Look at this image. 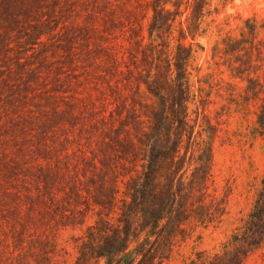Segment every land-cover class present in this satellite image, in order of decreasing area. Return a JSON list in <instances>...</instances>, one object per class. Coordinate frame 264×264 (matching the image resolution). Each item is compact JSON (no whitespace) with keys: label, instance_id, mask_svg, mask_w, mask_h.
<instances>
[{"label":"rangeland","instance_id":"rangeland-1","mask_svg":"<svg viewBox=\"0 0 264 264\" xmlns=\"http://www.w3.org/2000/svg\"><path fill=\"white\" fill-rule=\"evenodd\" d=\"M123 1L130 13L120 11ZM147 2L0 0V264L76 261L97 218L95 163L101 150L113 157L106 143L134 83L130 26L137 18L148 24ZM247 19L258 23L257 38H242ZM202 28L193 41L192 107L218 126L213 169L226 213L217 223L193 224L165 264L220 250L264 175L262 93L249 88L251 79L264 80V0H209ZM237 38L245 43H232ZM246 264H264V245Z\"/></svg>","mask_w":264,"mask_h":264},{"label":"trees","instance_id":"trees-1","mask_svg":"<svg viewBox=\"0 0 264 264\" xmlns=\"http://www.w3.org/2000/svg\"><path fill=\"white\" fill-rule=\"evenodd\" d=\"M208 6L209 0H148V24L137 18L130 26L127 74L134 83L118 106L120 128L113 125L112 143H106L113 157L101 150L95 163L97 218L72 264H165L193 224L207 226L225 215L213 169L218 126L205 109L192 107L193 41L204 31ZM119 8L131 12L124 1ZM260 32L256 20L247 19L241 34L257 38ZM242 38L232 43L243 45ZM257 87L264 128V80L251 79L249 88ZM263 245L264 175L247 217L221 249L199 251L186 264H246Z\"/></svg>","mask_w":264,"mask_h":264}]
</instances>
